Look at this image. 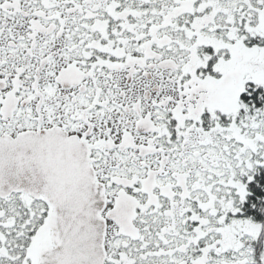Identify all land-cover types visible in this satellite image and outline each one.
<instances>
[{
  "label": "snow or ice",
  "instance_id": "snow-or-ice-1",
  "mask_svg": "<svg viewBox=\"0 0 264 264\" xmlns=\"http://www.w3.org/2000/svg\"><path fill=\"white\" fill-rule=\"evenodd\" d=\"M0 264H264V0H0Z\"/></svg>",
  "mask_w": 264,
  "mask_h": 264
}]
</instances>
